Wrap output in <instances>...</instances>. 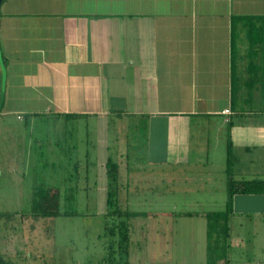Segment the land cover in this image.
I'll return each mask as SVG.
<instances>
[{
  "label": "crops",
  "instance_id": "obj_1",
  "mask_svg": "<svg viewBox=\"0 0 264 264\" xmlns=\"http://www.w3.org/2000/svg\"><path fill=\"white\" fill-rule=\"evenodd\" d=\"M202 121L221 143L223 168L218 185H207L205 176L199 187H226L227 141L234 180L264 181V0H0V130L9 126L12 133L10 157L0 163H10L6 169L26 181L24 187L38 184L33 181L88 187L82 181L68 184L72 172L81 180L91 177L98 187L93 173L99 165L106 195L112 122L120 189L128 192L124 207L141 212L128 207L137 193L131 175L139 171L129 170L134 156L127 145L123 151V131L138 126L146 133L150 173L158 170L157 181L178 191L174 187H198L195 175L182 168L196 171L202 145L193 142L192 131ZM38 123L47 127L39 139L45 140L44 150L40 144L32 148L39 142L33 134ZM79 142L90 149L80 153L94 164L92 170L68 157V150L79 154ZM58 165L61 177L52 176ZM219 199L224 210L227 193ZM214 200L195 198L174 214L160 209L131 218L129 264H148L153 242L161 251L156 264H207L205 213ZM188 208L199 214H176ZM232 208L227 260L213 264H264V237L251 242L264 229V193L235 195ZM23 219L12 217L11 223ZM44 219L30 216L28 228H9L41 232L36 224ZM204 232L198 257L193 241ZM2 241L0 255L17 264L23 252Z\"/></svg>",
  "mask_w": 264,
  "mask_h": 264
},
{
  "label": "rangeland",
  "instance_id": "obj_2",
  "mask_svg": "<svg viewBox=\"0 0 264 264\" xmlns=\"http://www.w3.org/2000/svg\"><path fill=\"white\" fill-rule=\"evenodd\" d=\"M113 119V118H112ZM12 120H14L12 118ZM12 123V122H11ZM6 122V124H11ZM136 124V122L132 123ZM201 129L196 128L192 131L193 134V142L201 143L202 149L198 151L196 149V155L200 157L199 163L196 165L195 173H192L190 169L191 165L184 166L182 169L185 170V174L188 176L195 175L196 180L193 183H197L198 187H174L177 188L178 191H172L171 187H166V184H162V181H157L158 170L153 171L150 173V166L144 161L146 155L152 153V149H149L148 145L146 146L145 140V132L136 127L137 129L133 128L132 130H125L123 131V151L128 146L131 155L134 156V160L132 159L131 164L129 165V170H137L139 173L131 175L133 180L130 182H136L137 185V193L132 192V201L129 203V208L139 210L141 212H147L151 214H156L158 210H167L170 214H174V212H178V210H182V205L190 202L191 200L197 199H207L208 197L214 196L215 207L212 209H206L207 211L210 210H221V207H218L220 202L219 198H225L226 196V187H199L202 181V178L207 176L210 177L207 181V185L213 183V186L218 185L221 181V170L223 168V161L219 160L218 153H221V143L214 139V134L212 133L213 129L210 123L207 124L206 121H202ZM81 125V130L84 131L83 139H85L86 132H85V123ZM36 127L33 134L37 138L39 136L38 141L41 137H43L44 132L47 130L41 125V123L36 124ZM5 126H3L4 128ZM0 130V158L8 155L10 157L11 152V130L9 126L5 129ZM116 126L111 122L110 125V132H109V149L108 154L109 158L114 162L115 159V144L116 142L112 141L113 133ZM130 128V127H128ZM128 132V133H127ZM129 136V139L126 140V136ZM49 141L47 144H49ZM122 142V141H118ZM86 143V142H85ZM40 144V148L44 150L45 147V140L39 141L38 143H33L32 148L35 150ZM78 144V143H77ZM79 154L75 156H71V150H68V157L72 160H78V163L82 167H88L92 170L94 164H91V161H87L84 158L83 154L81 155V151H88L90 152L89 147L82 146L83 142H79ZM62 148V142L59 143V149ZM132 148V149H131ZM155 150V149H153ZM39 152V151H38ZM224 151H222L223 154ZM45 155V153H44ZM136 157V160H135ZM223 158V157H222ZM92 160V159H91ZM86 163V164H85ZM9 164H2L0 163V213H4L0 215V249L3 246L2 239L9 242L11 244H15L16 249L20 252H23L21 256H18V263L17 264H107V260H105V250L103 248L104 239L103 235V225H104V218L102 217V211L104 208V198H105V191H103V179H104V167L95 165V172L93 173L94 177L97 180L98 187L93 186V180L91 177L89 179H85L86 175L83 180H81L80 176L77 175L75 172L69 174V180L67 183L70 184H77L85 183L88 187H84V189L75 190V187H57L60 192V197L63 195L64 197L71 195H75L76 198L70 202L66 201L65 199L59 200L56 204L54 202V195H52L51 199L46 204L48 211H53L56 209V205L60 211H76L79 213L75 216H56L55 218H48L42 220L40 223H35L36 227L41 230V232H21L18 231H11L10 226L15 225L23 226L28 228V217L31 215L29 214V206L30 200L32 197V189L31 187H24L27 185V182H23L22 180L15 179L10 169H6ZM6 166V167H5ZM5 167V169L3 168ZM68 167V166H67ZM190 168V169H189ZM60 166L58 165L57 168L50 170V174L52 176L61 177L59 172ZM156 170V168H155ZM200 176H199V175ZM224 175V174H223ZM91 178V179H90ZM131 178V177H129ZM226 178V176H225ZM139 180V181H138ZM82 181V182H81ZM124 181V180H122ZM138 181V182H137ZM39 183V181H33ZM43 182V181H42ZM66 182V181H65ZM54 183L60 185L62 183L61 180L55 179ZM45 185V183H44ZM123 183L119 180L118 181V200L119 205L122 209L129 210L127 207H124V201L128 196V192L126 193L122 189ZM162 187H165L164 193L162 192ZM67 189L64 192V189ZM135 188V187H134ZM141 189V190H140ZM73 190V191H72ZM122 190V191H121ZM136 190V189H134ZM209 190V192H208ZM49 191V190H48ZM133 191V189H132ZM74 192V193H73ZM212 192V193H211ZM57 194L54 190L49 193ZM176 204V205H173ZM174 206V208L172 207ZM187 206V205H186ZM187 207H184V209ZM189 211L198 210L195 208L187 209ZM12 217H24L22 223H11L13 222ZM35 224H31L33 227ZM22 228V227H20ZM44 228V229H43ZM253 231L249 232V234H254L256 229H251ZM4 236L3 234H6ZM204 233L199 234L198 240L193 241L196 243V250H198L197 254L200 257L202 251L199 249L201 247V241L204 239H199L201 236L204 237ZM260 236L264 237V229L262 228L259 236L254 241L260 238ZM189 243V241H187ZM170 244V243H169ZM186 251H192L191 249H187ZM38 252V253H36ZM133 252V251H132ZM137 252V251H136ZM150 253H148V264H156L157 257L160 254V249L158 245L151 244ZM138 253V252H137ZM105 260V261H104ZM16 264V262H15Z\"/></svg>",
  "mask_w": 264,
  "mask_h": 264
},
{
  "label": "trees",
  "instance_id": "obj_3",
  "mask_svg": "<svg viewBox=\"0 0 264 264\" xmlns=\"http://www.w3.org/2000/svg\"><path fill=\"white\" fill-rule=\"evenodd\" d=\"M233 155L231 151V144L227 141L226 145V159H225V175H226V193L227 202L224 210L208 211L205 213L207 221V264L225 262L226 248L228 246L229 238V216L233 214L232 198L235 195H249V194H263L264 181L259 179L253 180H234L232 174ZM105 178H106V195L104 200V208L102 217L104 218L103 225V248L105 250V262L107 264H129V223L131 218L136 216H145L146 212H133L120 207L118 200V165L111 159H108L105 164ZM36 184V183H34ZM32 197L30 200L29 214L35 217H43L45 219L55 218L56 216H75L78 215L76 211H60L56 209L48 211L46 204L54 195V202L57 204L62 198L66 201L72 202L75 195L60 197V192L57 187L45 186L43 182L31 187ZM49 190V191H48ZM57 194L48 195L52 191ZM67 189H64V192ZM76 190V188H75ZM73 191V190H72ZM74 193V192H73ZM4 214V213H3ZM0 213V215H3ZM181 216L198 215L197 212L176 213ZM0 264H12L6 261L0 255Z\"/></svg>",
  "mask_w": 264,
  "mask_h": 264
},
{
  "label": "built area",
  "instance_id": "obj_4",
  "mask_svg": "<svg viewBox=\"0 0 264 264\" xmlns=\"http://www.w3.org/2000/svg\"><path fill=\"white\" fill-rule=\"evenodd\" d=\"M224 112H225V113H227V112H228V110H225Z\"/></svg>",
  "mask_w": 264,
  "mask_h": 264
}]
</instances>
